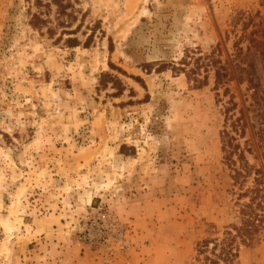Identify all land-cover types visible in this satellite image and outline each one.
<instances>
[{
    "label": "rangeland",
    "instance_id": "374dc122",
    "mask_svg": "<svg viewBox=\"0 0 264 264\" xmlns=\"http://www.w3.org/2000/svg\"><path fill=\"white\" fill-rule=\"evenodd\" d=\"M69 2L62 25L54 6L0 0V264H198L196 242L237 220L227 97L212 70L198 87L172 66L219 48L235 77L231 21H263L264 0ZM228 87L246 115V82ZM237 138L260 165L249 122ZM234 264H264V227Z\"/></svg>",
    "mask_w": 264,
    "mask_h": 264
},
{
    "label": "trees",
    "instance_id": "16d2710c",
    "mask_svg": "<svg viewBox=\"0 0 264 264\" xmlns=\"http://www.w3.org/2000/svg\"><path fill=\"white\" fill-rule=\"evenodd\" d=\"M33 2L37 6L47 8L54 6L59 24L65 23L60 20L62 16L73 17V14L67 11L71 6L69 0H33ZM231 22L233 26H237L240 22L242 29V34L233 44V53L230 54L235 77L227 63L221 60L219 48L196 57L189 55L194 54L195 51L187 50L184 56L172 66L174 70L185 73L187 78L198 87L205 84L208 72L212 70L216 97L220 95L227 97L223 105L224 122L220 136L223 158L230 169L237 220L225 226L220 234L207 236L196 242L194 259L198 264H234L242 246H248L254 242L264 227V51L260 49L264 46V19L255 24L253 16L245 17L243 12H239ZM46 23V19H43L40 14L32 15L31 25L34 27L45 26ZM257 25L260 27L246 34L249 27H257ZM47 29L51 31V28ZM256 34H259L263 42L256 40ZM68 41L72 43L73 40ZM75 41L77 40L73 43ZM244 41H247L245 46L242 45ZM191 60L193 61L190 62ZM257 63L261 64L263 76L259 72L260 67ZM117 69L121 74L126 75L125 71ZM201 72L205 74L202 79L199 78ZM132 78L145 87L139 77L132 76ZM233 78H236L239 83L246 82V90L250 92L251 102L246 108V115L241 109H237L235 97L230 93L228 82ZM109 83L115 90V95L123 94L125 86L118 76L109 73L101 74L99 86L105 87ZM248 122L256 139L260 158V165L257 166L250 164L246 158V152L251 153L247 140L243 148L237 138L244 136ZM249 178H252L251 184L246 186Z\"/></svg>",
    "mask_w": 264,
    "mask_h": 264
},
{
    "label": "built area",
    "instance_id": "2783aa9c",
    "mask_svg": "<svg viewBox=\"0 0 264 264\" xmlns=\"http://www.w3.org/2000/svg\"><path fill=\"white\" fill-rule=\"evenodd\" d=\"M94 227L97 228V225H91L90 228H87V231H89L90 229H93ZM97 230H99L101 232V228H98Z\"/></svg>",
    "mask_w": 264,
    "mask_h": 264
}]
</instances>
